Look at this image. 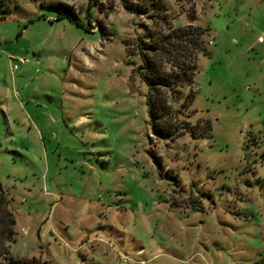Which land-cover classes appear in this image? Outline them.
Instances as JSON below:
<instances>
[{
  "label": "rangeland",
  "instance_id": "obj_1",
  "mask_svg": "<svg viewBox=\"0 0 264 264\" xmlns=\"http://www.w3.org/2000/svg\"><path fill=\"white\" fill-rule=\"evenodd\" d=\"M153 1L0 0V184L15 219L0 243L14 259L264 256V0H161L163 11ZM53 2L83 26L58 19ZM156 13L205 30L165 135L137 71Z\"/></svg>",
  "mask_w": 264,
  "mask_h": 264
},
{
  "label": "trees",
  "instance_id": "obj_2",
  "mask_svg": "<svg viewBox=\"0 0 264 264\" xmlns=\"http://www.w3.org/2000/svg\"><path fill=\"white\" fill-rule=\"evenodd\" d=\"M51 5L59 9L58 19L69 16L72 21L83 26L77 12L68 4L53 2ZM152 5L156 11H163L164 6L161 0H154ZM88 22V26L84 27L91 31L89 18ZM154 23V31H149L138 42L141 62L137 71L147 85L146 102L153 123L157 131L165 135L170 133L168 121L163 119L167 113V102L173 94L178 93L179 96L182 94L178 88L193 85L197 71L196 53L202 48L205 30L191 23L183 28H175L170 17L164 13H156ZM0 211L2 212L0 226L6 221V225L11 228L15 219L7 207L1 184ZM5 229L4 227L0 229L1 233H5ZM11 230L9 229V232H12ZM8 252L4 243H0V257L5 259V261L0 260V264H36V259H14L8 255ZM44 264L49 263L44 261ZM255 264H264V256Z\"/></svg>",
  "mask_w": 264,
  "mask_h": 264
},
{
  "label": "built area",
  "instance_id": "obj_3",
  "mask_svg": "<svg viewBox=\"0 0 264 264\" xmlns=\"http://www.w3.org/2000/svg\"><path fill=\"white\" fill-rule=\"evenodd\" d=\"M10 58H13L12 56H10ZM19 62L20 63H26L29 61V58L23 56V57H19ZM13 70H16L19 68V63H14L13 66H12ZM128 257L125 256V257H121L120 261H119V264H127L128 263Z\"/></svg>",
  "mask_w": 264,
  "mask_h": 264
}]
</instances>
